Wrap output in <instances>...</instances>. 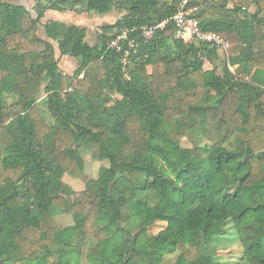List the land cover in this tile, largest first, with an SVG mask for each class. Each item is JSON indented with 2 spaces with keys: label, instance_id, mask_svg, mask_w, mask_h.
<instances>
[{
  "label": "trees",
  "instance_id": "obj_1",
  "mask_svg": "<svg viewBox=\"0 0 264 264\" xmlns=\"http://www.w3.org/2000/svg\"><path fill=\"white\" fill-rule=\"evenodd\" d=\"M33 1L37 16L0 0V264H264V0L189 1L202 29L239 41L224 58L170 21L143 37L182 0ZM113 9L94 45L76 23L39 34L48 10ZM91 146L108 162L96 177ZM234 236L230 261L216 241Z\"/></svg>",
  "mask_w": 264,
  "mask_h": 264
},
{
  "label": "rangeland",
  "instance_id": "obj_2",
  "mask_svg": "<svg viewBox=\"0 0 264 264\" xmlns=\"http://www.w3.org/2000/svg\"><path fill=\"white\" fill-rule=\"evenodd\" d=\"M16 1L17 3L20 2V3L25 4V6H27L30 9L33 16H36V12L34 11L32 0H16ZM229 7L230 8L232 7V3L229 4ZM256 10H257L256 6H252L250 9L252 13L255 12ZM50 14H52L51 15L52 17L58 18L61 21H65L67 23H76L81 26H85L88 31L87 39L93 45L97 43V34L100 30L99 29L100 26L106 23H114L121 16V13L118 12L116 9H113L111 12L104 13V14H99L95 11H89V12L86 11L83 13L58 12L57 11L56 13H50ZM47 19L49 18H46V19L44 18L43 21H47ZM39 34L40 36L46 38L45 29H44L43 24L39 26ZM230 41H231V46H230L231 49L229 50L228 53L222 52L221 53L222 58L228 57L230 54L238 52V50L241 48V45L236 38H230ZM56 55L59 59V65H60L61 70L67 76L72 75L79 65L78 60L70 56H61L58 49L56 50ZM205 67L206 69H212L213 65L207 62ZM232 70H234V67H232ZM219 72H222V69L220 67H219ZM82 154L85 160V170L92 177H96L98 175V171L103 165H108V162L100 161L97 158V148L96 147L91 146V147L83 148ZM2 159H3V156L0 153V166L2 165ZM155 160H156L157 165L160 167V169L162 170L166 169L165 163L159 157H156ZM1 171L2 170L0 167V172ZM63 179L65 182L71 185L72 188H74L75 190H83L85 188V184L82 180L73 178L68 174H66ZM26 213L30 214L29 206L26 207L25 214ZM56 220L64 226H67L73 223L72 216L67 215V214L57 216ZM132 226H131L132 228H135L134 222ZM18 228H20V226ZM238 243L239 242L236 236L231 238L229 241L224 238H219L216 241V248H217V251H219L222 258H225L231 261L232 251L233 250L236 251L239 249ZM19 264H27V263H19Z\"/></svg>",
  "mask_w": 264,
  "mask_h": 264
},
{
  "label": "built area",
  "instance_id": "obj_3",
  "mask_svg": "<svg viewBox=\"0 0 264 264\" xmlns=\"http://www.w3.org/2000/svg\"><path fill=\"white\" fill-rule=\"evenodd\" d=\"M190 0H182L179 10L169 19L155 27L145 26L142 28V35L144 38H151L158 28H163L167 22H171L175 27V37L184 39L185 41H203L209 42L220 51L228 53L230 50L231 42L221 33L216 31L202 29L199 20L193 16L195 9H187ZM128 30H124L117 39L113 40L111 45L117 46L120 39L127 37ZM131 46L134 42L131 41Z\"/></svg>",
  "mask_w": 264,
  "mask_h": 264
},
{
  "label": "crops",
  "instance_id": "obj_4",
  "mask_svg": "<svg viewBox=\"0 0 264 264\" xmlns=\"http://www.w3.org/2000/svg\"><path fill=\"white\" fill-rule=\"evenodd\" d=\"M7 1V0H6ZM33 1V0H32ZM8 2H11V3H17V1L16 0H9ZM17 4H23V3H17ZM23 5H25V4H23ZM33 7H34V1H33ZM35 11V10H34ZM57 11H55V10H48L47 12H46V14H45V19L46 18H49V19H47V21H49V20H60V19H58V18H54V17H52L51 15L52 14H50V13H56ZM36 16H37V13H36ZM43 18V19H44ZM43 19H42V24L44 25L47 21H43ZM107 24V23H106ZM45 29V28H44ZM45 35H46V32H45Z\"/></svg>",
  "mask_w": 264,
  "mask_h": 264
}]
</instances>
